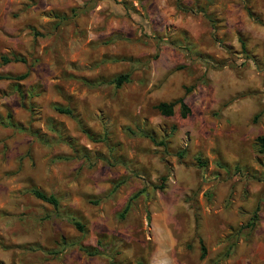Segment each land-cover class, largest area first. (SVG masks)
Masks as SVG:
<instances>
[{
    "label": "rangeland",
    "instance_id": "rangeland-1",
    "mask_svg": "<svg viewBox=\"0 0 264 264\" xmlns=\"http://www.w3.org/2000/svg\"><path fill=\"white\" fill-rule=\"evenodd\" d=\"M179 2L0 0V264H264V0Z\"/></svg>",
    "mask_w": 264,
    "mask_h": 264
},
{
    "label": "trees",
    "instance_id": "trees-1",
    "mask_svg": "<svg viewBox=\"0 0 264 264\" xmlns=\"http://www.w3.org/2000/svg\"><path fill=\"white\" fill-rule=\"evenodd\" d=\"M180 0H176V7L180 10H184L182 8V6L179 4ZM246 13L248 15L249 18H252L253 20H256V18L253 16V14L251 13V11H249L248 9H246ZM0 61L2 63H7L10 61V59H7L4 56H0ZM13 62H20V63H24V59H21L19 57H13L12 60ZM26 77V74H23L21 76L12 78L14 80H22ZM126 75H119L117 77H115L114 79H112L111 83L114 84L115 87L120 86V84L126 80ZM175 105L179 106L180 109V115L182 118H184L188 113H189V109L188 107L184 104L183 100L181 98L175 100V101H171L168 103H158L154 109L162 116H170L172 115L173 112V107ZM56 112H58L59 114H64V115H72L71 110L67 109V108H61V107H55ZM85 134L87 135V133L85 132ZM252 150L253 152L258 156V155H262L264 154V137H256L253 140L252 143ZM182 156V153H178L177 157L180 158ZM197 162L200 164L199 159H197ZM31 194L34 198L49 204L50 206H52L54 209H57L58 207V203L56 198L53 195H47L39 190H35L33 189L31 191ZM127 209V207L125 206L122 210V213L125 212ZM255 212L257 211V208H255L254 210ZM71 223L73 225V227L79 232L82 233L83 232V227L82 225L77 221L72 219ZM78 250L82 253H84L86 256L92 257V256H98L99 252L94 249V248H88V247H83V246H78ZM200 257H203L204 255V247L202 246V244L200 245ZM110 264H114L112 262V260L109 261Z\"/></svg>",
    "mask_w": 264,
    "mask_h": 264
}]
</instances>
